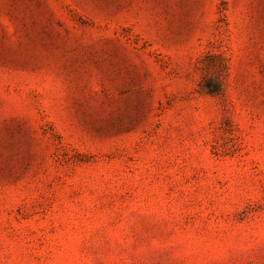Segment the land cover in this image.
Segmentation results:
<instances>
[{
  "label": "rangeland",
  "instance_id": "rangeland-1",
  "mask_svg": "<svg viewBox=\"0 0 264 264\" xmlns=\"http://www.w3.org/2000/svg\"><path fill=\"white\" fill-rule=\"evenodd\" d=\"M0 264H264V0H0Z\"/></svg>",
  "mask_w": 264,
  "mask_h": 264
}]
</instances>
